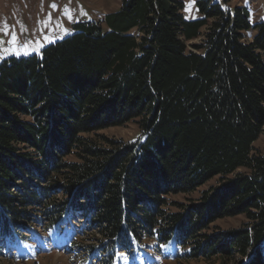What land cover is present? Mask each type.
Returning a JSON list of instances; mask_svg holds the SVG:
<instances>
[{"label":"trees","instance_id":"1","mask_svg":"<svg viewBox=\"0 0 264 264\" xmlns=\"http://www.w3.org/2000/svg\"><path fill=\"white\" fill-rule=\"evenodd\" d=\"M197 6L187 20L183 0H122L102 24L0 61V243L72 219L105 264L145 239L174 241L187 260L264 264V20ZM131 121L134 140L100 133Z\"/></svg>","mask_w":264,"mask_h":264},{"label":"rangeland","instance_id":"2","mask_svg":"<svg viewBox=\"0 0 264 264\" xmlns=\"http://www.w3.org/2000/svg\"><path fill=\"white\" fill-rule=\"evenodd\" d=\"M197 1L183 0L185 19L195 20L201 16ZM212 1L230 7L245 5L251 12L250 20L253 23L264 20V0ZM121 4L122 0H0V61L6 57L40 54L45 46L72 34L76 23L96 21L102 24L106 14L117 11ZM202 31L205 32L204 29ZM13 35L19 41L16 48L29 51L30 55L13 54V45L8 43ZM202 39L203 35L189 41L190 49L193 50L192 44L200 43ZM26 43L28 46L23 47ZM38 46L39 52L32 51ZM100 133L130 141L140 135V127L137 121H131L123 126L104 129ZM255 147L264 154V134L255 143ZM67 159L76 160V157L70 156ZM217 181L218 178H215L191 194L170 195L167 209L171 212L184 210V207L200 197L203 190L216 186ZM245 222L243 215L227 217L216 221L211 229L217 231L237 228ZM76 224L69 219L65 227L46 233L42 225L34 222L33 232H24L28 236L17 234L13 241L0 243V264H105L95 240H88L90 236L87 235L77 238ZM96 236L99 237L98 234ZM73 237L77 238L75 245L71 244ZM188 250L174 241L159 244L152 239H145L130 253L120 252L110 260V264H214L204 258L185 259Z\"/></svg>","mask_w":264,"mask_h":264},{"label":"snow or ice","instance_id":"3","mask_svg":"<svg viewBox=\"0 0 264 264\" xmlns=\"http://www.w3.org/2000/svg\"><path fill=\"white\" fill-rule=\"evenodd\" d=\"M52 7H56V5H52ZM64 31L67 34V29H65ZM8 43H11L13 45V50H12L13 54H15L17 56L21 55V54H23V55H30L31 54V52H29V51H21V50H18L16 48V45L19 43V41H18V38L15 35L12 36L11 40L8 41ZM36 43L39 45L38 41ZM27 46H28V44L26 43L23 47H27ZM39 46H42V45H39ZM39 46L37 48H35V49H32V51L39 52Z\"/></svg>","mask_w":264,"mask_h":264}]
</instances>
